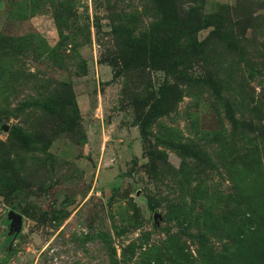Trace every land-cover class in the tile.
Instances as JSON below:
<instances>
[{
    "label": "rangeland",
    "instance_id": "1",
    "mask_svg": "<svg viewBox=\"0 0 264 264\" xmlns=\"http://www.w3.org/2000/svg\"><path fill=\"white\" fill-rule=\"evenodd\" d=\"M0 264H264V0H0Z\"/></svg>",
    "mask_w": 264,
    "mask_h": 264
},
{
    "label": "water",
    "instance_id": "2",
    "mask_svg": "<svg viewBox=\"0 0 264 264\" xmlns=\"http://www.w3.org/2000/svg\"><path fill=\"white\" fill-rule=\"evenodd\" d=\"M8 216L15 224H19L21 221V216L19 214L15 213L14 211H10ZM159 217H160V215L158 213L153 214L154 219H157Z\"/></svg>",
    "mask_w": 264,
    "mask_h": 264
},
{
    "label": "trees",
    "instance_id": "3",
    "mask_svg": "<svg viewBox=\"0 0 264 264\" xmlns=\"http://www.w3.org/2000/svg\"><path fill=\"white\" fill-rule=\"evenodd\" d=\"M11 252H12V251L9 250V252H8V254H7V258L11 255Z\"/></svg>",
    "mask_w": 264,
    "mask_h": 264
}]
</instances>
